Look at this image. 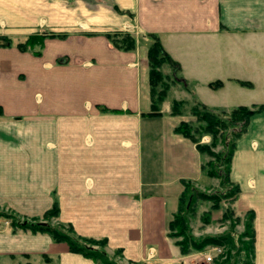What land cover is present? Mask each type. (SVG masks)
Wrapping results in <instances>:
<instances>
[{
    "label": "crops",
    "instance_id": "0c3cea01",
    "mask_svg": "<svg viewBox=\"0 0 264 264\" xmlns=\"http://www.w3.org/2000/svg\"><path fill=\"white\" fill-rule=\"evenodd\" d=\"M122 31L133 49L108 37ZM36 33L42 44L20 49ZM0 34L14 41L0 44V210L43 222L57 201L56 223L105 241L122 264H192L170 226L186 184L212 179L176 131L187 119L172 114L174 99L149 114L152 36L180 65L182 97L262 105L264 0H0ZM230 180L236 210L254 213V264H264V110L237 141ZM0 264L100 263L0 217Z\"/></svg>",
    "mask_w": 264,
    "mask_h": 264
},
{
    "label": "rangeland",
    "instance_id": "374dc122",
    "mask_svg": "<svg viewBox=\"0 0 264 264\" xmlns=\"http://www.w3.org/2000/svg\"><path fill=\"white\" fill-rule=\"evenodd\" d=\"M115 34L118 40L124 39L123 34ZM34 35L39 37L45 34L36 33ZM8 41L14 42L8 35L0 34L1 45H4L3 42ZM26 42L20 43L27 46ZM161 71L167 77L164 80V86L167 88V95L164 100L171 97L174 99L173 102L175 100L178 102V108L181 113L177 116H183L187 119V122H191L193 126L191 135L200 144L208 145L210 153H204L208 159L204 165H206L208 171L214 174V176H210L212 182L206 187H198L190 184L187 189H184L182 206L185 212L181 213L185 220L184 232L188 239L196 241V243L208 237L229 235L235 243V247L232 245L234 247L233 249L230 246V251L233 255L231 262L233 264H242L243 260H248L251 264L253 261V251L251 248V235L253 232L252 211L240 213L236 210L235 203L240 192L237 191L236 184L228 178V154L231 150L232 143L240 132V127L234 126V124L229 122L230 120L228 119L232 115L231 109H213L217 110L216 113L221 119H227L226 123L223 128H217V133L215 134L202 132L201 124L196 121L197 119L191 113V110L196 105V100L194 98L182 97L181 91L187 89V86L184 82L176 79L179 75L175 66L165 61L162 63ZM206 136L209 137L208 141L204 140ZM0 217L10 221L12 225H23L25 222L35 223L37 221L35 219L25 220L3 210H0ZM37 222L49 225L70 237H76L71 225L56 223L54 216H50L46 221ZM171 233L177 238L178 242L185 240L184 236L180 234L181 232L176 227L171 230ZM190 240L189 242H191ZM84 244L95 250L105 251V245L102 242L88 241ZM187 250L185 255L189 256L192 264H216L217 259L219 261L225 260L226 257L223 255L229 248L224 245L206 244L199 249L194 246H189ZM208 255L213 257V261L207 260L206 257ZM117 263L122 264L120 260H117Z\"/></svg>",
    "mask_w": 264,
    "mask_h": 264
},
{
    "label": "trees",
    "instance_id": "16d2710c",
    "mask_svg": "<svg viewBox=\"0 0 264 264\" xmlns=\"http://www.w3.org/2000/svg\"><path fill=\"white\" fill-rule=\"evenodd\" d=\"M115 33H121L123 34V40H118L115 36ZM113 34H108V37L111 39V41L114 43L115 46L130 50L133 49L135 46V37L132 33L128 31H122V32H115ZM115 34V35H114ZM46 35H41L39 37H36V35H32L26 42L27 46L31 48L33 44L38 43L42 44L43 39L45 38ZM51 36H60L64 37L65 35L63 34H51ZM153 42L149 48V67H150V85H151V98H152V111L149 113L152 116H156L161 114V104L163 103L166 95H167V88L164 86V80L167 78L166 76L163 75L161 71V66L162 63L167 61L168 63L172 64L175 66V69L179 71L180 65L177 61H175L164 49L163 45L161 44L159 38L155 35L152 36ZM11 41L8 42H3L4 45H9L11 44ZM25 44L20 43L18 46L22 50H27L29 49L27 46H24ZM60 62L63 61V59L59 60ZM176 78V77H175ZM178 81L184 82L180 77L176 78ZM216 85V84H215ZM215 87V86H214ZM178 102L175 100L172 105V113L174 115H179L181 112L178 108ZM264 110V104L262 105H254L253 107H246V106H240L237 108H234L231 110L232 115L228 120L229 122L234 124V126L240 127V132L237 135L235 141L232 143L231 150L228 154L229 160V170H228V178L230 179V163H231V158L232 155L235 151L237 141L238 139L243 135V133L246 131L247 127L250 124L251 118L253 115L256 113H259ZM217 110H213L206 105L197 102L195 107L191 110L192 115L197 119L196 121L199 122L201 125V130L202 132L205 133H217L216 129L221 127L223 128L226 120L227 119H221L220 116L216 113ZM192 130L193 126L191 122H187L186 120L181 121L177 126H176V131L179 134L184 135L185 137L191 138L194 142H196L198 149L204 153H210L208 145H202L200 144L199 141H197L192 135ZM204 171L207 172L209 176H214L211 171L207 170L206 165L203 166ZM220 176H222L220 174ZM190 184H186V189L189 187ZM237 191L240 192L239 187L236 185ZM182 198L183 194L181 196L180 200V210L178 214L175 216L174 220L171 222V230L173 228H177L180 234L184 236L185 240L184 241H179L178 245L181 247V251L183 254L187 253V249L189 246H194L195 248L199 249L202 248L206 244H213V245H224L229 248V250L223 255L225 256V260L219 261V259L216 260V264H233L231 262V259H233V255L231 254V247L232 245L234 246V240L231 236H220V237H208L204 239L203 241H199V243H196V241H191L188 239L187 235L184 232V224L185 220L181 213H184V209L182 206ZM59 213V207L57 201L54 202V205L51 210H49L45 214V220H48L50 216L57 217ZM252 220H254V213L252 212ZM15 228H22L25 230H31L32 232H42V233H48L50 234L55 241L58 242H66L69 245V248L71 251L76 252V253H81L84 256L88 258H92L95 261L99 262L100 264H119L117 263V260L115 258L110 257L106 251H98L95 250L84 243L88 241H97L94 239H82L78 237L74 229L72 227L73 233L76 235L75 238L70 237L55 228L50 227L49 225L42 224L40 222H35V223H28L25 222L23 225H13ZM183 230V231H182ZM172 235V233H171ZM173 236V235H172ZM189 240L191 242H189ZM251 240H252V251H253V261L251 264H254V256H255V232L253 228V232L251 235ZM105 244V241H99ZM191 243V244H190ZM231 246V247H230ZM235 247V246H234ZM232 247V249L234 248ZM218 261V262H217ZM242 264H250L248 260H243Z\"/></svg>",
    "mask_w": 264,
    "mask_h": 264
},
{
    "label": "built area",
    "instance_id": "2783aa9c",
    "mask_svg": "<svg viewBox=\"0 0 264 264\" xmlns=\"http://www.w3.org/2000/svg\"><path fill=\"white\" fill-rule=\"evenodd\" d=\"M206 258L208 261H213V257L211 255H208Z\"/></svg>",
    "mask_w": 264,
    "mask_h": 264
}]
</instances>
